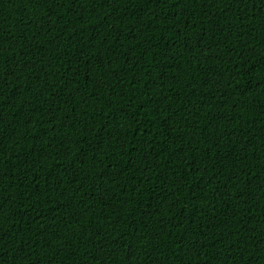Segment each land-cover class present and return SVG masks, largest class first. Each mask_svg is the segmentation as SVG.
I'll return each instance as SVG.
<instances>
[{
  "label": "trees",
  "instance_id": "16d2710c",
  "mask_svg": "<svg viewBox=\"0 0 264 264\" xmlns=\"http://www.w3.org/2000/svg\"><path fill=\"white\" fill-rule=\"evenodd\" d=\"M0 264H264V0H0Z\"/></svg>",
  "mask_w": 264,
  "mask_h": 264
}]
</instances>
